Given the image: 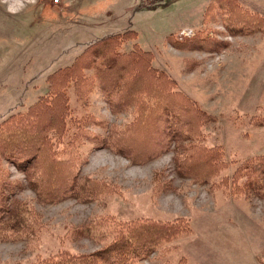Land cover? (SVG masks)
I'll return each instance as SVG.
<instances>
[{
  "label": "rangeland",
  "instance_id": "374dc122",
  "mask_svg": "<svg viewBox=\"0 0 264 264\" xmlns=\"http://www.w3.org/2000/svg\"><path fill=\"white\" fill-rule=\"evenodd\" d=\"M151 1L22 0L15 13L8 10L11 0L0 2V124L49 96L48 77L88 47L129 32L119 52L128 54L136 45L150 53L149 65L161 78L157 84L181 92L213 116L197 143L220 148L226 168L200 185L177 176L172 152L133 165L85 138L73 146L65 138L57 152L61 156L66 149L64 157L72 163L60 169L107 182L116 192L89 203L43 204L29 189L18 191L16 198L30 201L41 227L31 242H0V264H30L60 252L88 254L105 245L118 224L176 219L187 223V231L140 264H264V200L234 193L230 181L222 185L241 162L264 155V32L227 34L218 19L204 20L211 0ZM237 1L264 17V0ZM205 30L227 46L219 52L180 50L169 41ZM82 74L84 82L67 89L69 121L105 137L108 129L133 120L132 109L110 110L92 71ZM146 84L141 79L136 89ZM74 126L66 129L79 131ZM0 168L9 181L25 185L24 174L12 164L0 159Z\"/></svg>",
  "mask_w": 264,
  "mask_h": 264
},
{
  "label": "trees",
  "instance_id": "16d2710c",
  "mask_svg": "<svg viewBox=\"0 0 264 264\" xmlns=\"http://www.w3.org/2000/svg\"><path fill=\"white\" fill-rule=\"evenodd\" d=\"M156 1L159 0L151 3ZM210 18L221 21L231 36L264 32V17L237 0H211L204 20ZM127 35L129 32L112 35L88 47L73 64L48 77L49 96L40 98L25 114L12 115L0 124V159L12 164L25 177V185L9 181L0 168V242H31L38 236L39 219L30 201L16 198L20 190L29 189L43 204L68 199L89 203L116 192L107 182L60 169L70 168L72 163L64 157L69 153L66 149L61 156L57 152L65 138L71 146L85 138L96 148H107L133 165H144L172 152L177 176L200 185L207 184L226 168L220 148L197 143L203 127L213 116L181 92L158 85L161 78L156 79L157 71L149 65L150 53L136 45L128 54L119 52ZM169 41L180 50L219 52L227 46L226 42L209 38L206 30L192 38L184 37L182 41L169 37ZM87 70L95 74L96 84L114 114L128 109L134 114L125 127L108 129L105 137L82 131L86 125L77 126L75 120L69 121L67 117L68 86L84 82L80 76ZM141 79L147 83L143 90L136 89ZM67 126L79 131L69 132ZM68 145L66 148L70 147ZM229 181L234 193L264 200V155L241 162L231 176L224 178L222 185L228 186ZM98 226L106 225L100 222ZM186 231L187 223L183 219L126 222L116 225L110 240L94 252H60L30 264H140L149 259L160 244Z\"/></svg>",
  "mask_w": 264,
  "mask_h": 264
},
{
  "label": "clouds",
  "instance_id": "9594fccd",
  "mask_svg": "<svg viewBox=\"0 0 264 264\" xmlns=\"http://www.w3.org/2000/svg\"><path fill=\"white\" fill-rule=\"evenodd\" d=\"M0 2L8 3L9 0H0ZM23 7V2L22 0H11V3L9 4L8 10L10 12H17L20 8Z\"/></svg>",
  "mask_w": 264,
  "mask_h": 264
},
{
  "label": "built area",
  "instance_id": "2783aa9c",
  "mask_svg": "<svg viewBox=\"0 0 264 264\" xmlns=\"http://www.w3.org/2000/svg\"><path fill=\"white\" fill-rule=\"evenodd\" d=\"M53 2H54V3H58V2H59V0H53Z\"/></svg>",
  "mask_w": 264,
  "mask_h": 264
}]
</instances>
